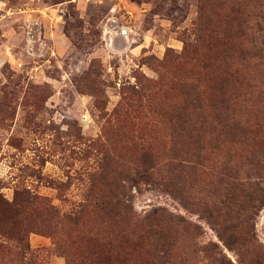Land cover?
<instances>
[{"label":"rangeland","instance_id":"obj_1","mask_svg":"<svg viewBox=\"0 0 264 264\" xmlns=\"http://www.w3.org/2000/svg\"><path fill=\"white\" fill-rule=\"evenodd\" d=\"M264 0H0V264H264Z\"/></svg>","mask_w":264,"mask_h":264},{"label":"trees","instance_id":"obj_2","mask_svg":"<svg viewBox=\"0 0 264 264\" xmlns=\"http://www.w3.org/2000/svg\"><path fill=\"white\" fill-rule=\"evenodd\" d=\"M260 203H261V205L264 204V196H262Z\"/></svg>","mask_w":264,"mask_h":264}]
</instances>
